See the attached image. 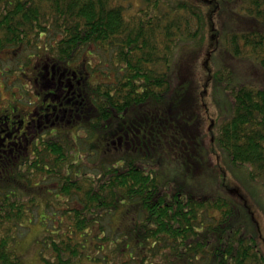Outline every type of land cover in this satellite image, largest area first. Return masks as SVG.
Segmentation results:
<instances>
[{
  "label": "trees",
  "instance_id": "trees-1",
  "mask_svg": "<svg viewBox=\"0 0 264 264\" xmlns=\"http://www.w3.org/2000/svg\"><path fill=\"white\" fill-rule=\"evenodd\" d=\"M225 6L236 21L220 44L264 73V0H0L1 73L24 74L33 55L44 68L70 71L78 87L43 117L66 113L62 127L85 133L62 137L54 124L43 133L39 120L33 128L24 118L9 124L12 111L0 115V264H25L19 242L33 224H43L40 264H264L218 172L237 168L264 190L263 80L234 84L226 65L211 70L212 85L228 90L233 104L215 135L224 157L202 180L193 167L199 159L181 151V139L173 138L171 152L153 150L157 122L145 106L161 104L184 55L204 49L206 25L211 45ZM91 46L111 60L98 73L112 79L89 84L85 74L96 68L88 62L89 70L71 69ZM194 67L192 60L187 69ZM136 106L145 107L130 117ZM84 142L89 165L78 154L73 161ZM182 157L183 178H169L164 161Z\"/></svg>",
  "mask_w": 264,
  "mask_h": 264
},
{
  "label": "rangeland",
  "instance_id": "rangeland-1",
  "mask_svg": "<svg viewBox=\"0 0 264 264\" xmlns=\"http://www.w3.org/2000/svg\"><path fill=\"white\" fill-rule=\"evenodd\" d=\"M202 6H206V4ZM208 7L210 6L202 9L203 16L205 9ZM219 9H223V11L221 15L217 14L218 23L215 26V34L212 35L214 40H212L211 45L207 44L208 33L206 25L204 49L202 51L199 50V52L196 50L190 56L184 55L182 64L180 62L177 70L171 75V86L166 97L161 101V104L152 106L145 105L157 122L155 134L157 143L153 150H162L164 153L171 152V149H173V138L181 139V151L183 149V151L190 153L189 156L192 155L194 158L199 159L197 161L199 164L193 163L196 174H201V176H196L197 180H202L201 177L207 174V169L214 163H220L224 157L215 142V135L219 123L230 114L233 104L231 93L228 90L224 89L221 84L216 86L212 85L210 81L211 70L226 65L231 72L234 84L256 83L254 80L260 82L261 79L264 82V77L262 78V76L253 74L255 72L259 74L261 72L255 67L254 63L243 61L235 62L236 60L230 58L225 52L223 45L220 44L222 42L219 40L221 38L220 36L226 29L230 28L231 22H234L235 19L230 18V11L227 6ZM216 10L213 13L216 14ZM186 47L189 48L188 46ZM89 48V51L87 50L81 53L77 61L71 64V69L80 71V67L84 70L83 68L86 66L85 69L89 70L88 63H90V66L96 68V70L85 74V81L89 84L112 79L111 75L103 77V75L98 73L100 70L106 71L111 67V60H106L102 55V51L97 47L91 46ZM204 53H207L209 57L205 59V55H200ZM30 58V64L25 67L24 74L14 70L21 66L23 59L17 61V67L13 68L9 65L14 71L7 70L8 67L3 69L6 71L4 74L0 71V115L2 113H11L12 111L13 114L11 113L9 115L8 120L10 123L15 122L16 119L21 120L24 118L31 122L33 128H35L37 120H39L40 128H43V133L47 131L48 124H54L57 127V132L59 134L63 133L61 135L62 137H74L76 132L77 135L85 136L84 130H75L72 135V128L62 127L69 123L68 118L65 119L66 113L62 118H56L54 120L52 119V115L46 116V119L43 117L46 114L52 113V105H55L63 97L65 98L69 94V91L78 87L75 82L73 83V80L71 82L69 81L72 78L71 72L63 70L62 73L59 69L55 72L49 66L43 67L44 58L40 59L37 55L35 58L34 55ZM192 60H195L194 71H189L187 65ZM204 64H206V67ZM32 65L33 67H31ZM262 74L264 76V73ZM66 75L67 79H65ZM74 77L78 78L79 75L75 74ZM42 80H44L45 84L43 88L38 86ZM59 81H61V84ZM60 85L62 88L57 90L52 98L44 95L48 90L57 88L58 86L60 87ZM186 85H189L190 90L186 94L183 108L179 109L178 107L181 103L178 104V102L181 101V91L185 89ZM66 86L69 89L66 90ZM60 104H63L62 100ZM145 106L130 108L129 111L132 113L129 116L131 117L133 114H137ZM88 147V144L84 142L79 147V152L75 148L73 159L75 163L79 160L77 159L78 154L81 157L80 161H84L89 165L83 155ZM95 157L96 154L92 158H89V161L91 159L94 160ZM187 162V157H182L180 160L167 159L166 162L164 161L165 164L162 166V171L165 170L166 173L168 172L169 178H174V176L178 177V179L183 178L178 171L184 170L183 167L186 166ZM185 169L187 170V166ZM218 172H220L219 177L222 179L221 185L224 193L233 197L241 207L242 219L248 220L246 229L255 233L258 248L264 254V190L262 186L259 183L249 181L242 171L237 168L227 171L221 166ZM42 228L43 224H33L29 230L25 229L22 231V234L25 235L19 242L18 250L22 254L25 264H40L37 252L39 242L44 234Z\"/></svg>",
  "mask_w": 264,
  "mask_h": 264
},
{
  "label": "flooded vegetation",
  "instance_id": "flooded-vegetation-1",
  "mask_svg": "<svg viewBox=\"0 0 264 264\" xmlns=\"http://www.w3.org/2000/svg\"><path fill=\"white\" fill-rule=\"evenodd\" d=\"M30 121H28L27 119H25V123H29ZM9 124H10V122H9Z\"/></svg>",
  "mask_w": 264,
  "mask_h": 264
}]
</instances>
